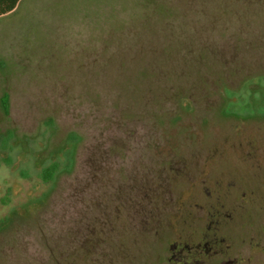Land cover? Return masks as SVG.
I'll list each match as a JSON object with an SVG mask.
<instances>
[{"label":"rangeland","instance_id":"obj_1","mask_svg":"<svg viewBox=\"0 0 264 264\" xmlns=\"http://www.w3.org/2000/svg\"><path fill=\"white\" fill-rule=\"evenodd\" d=\"M109 1L126 10L0 31V78L20 79L0 110V264H183L176 246L200 252L229 184L245 197L231 228L245 212L261 228L264 0ZM72 129L89 143L60 186Z\"/></svg>","mask_w":264,"mask_h":264},{"label":"flooded vegetation","instance_id":"obj_2","mask_svg":"<svg viewBox=\"0 0 264 264\" xmlns=\"http://www.w3.org/2000/svg\"><path fill=\"white\" fill-rule=\"evenodd\" d=\"M249 159H251V157L247 156L242 162L248 164ZM228 190L231 191L229 193L230 204L225 209L228 214H224L223 218L219 217L213 220L215 228L212 229L213 226H211L203 233L201 241L202 249L200 252L194 251L188 244L185 245L184 249L178 250L179 245H177L175 254H179L180 256L172 258V261L177 262L180 260L179 262L183 264H254V256L252 253L259 252L264 255V235L256 236L258 238V244L254 246L252 243L257 241L254 238L255 236L251 234L253 231L262 233L260 230L264 227V214L261 216H256L255 213L253 214L255 219L261 222V226H259L261 228L256 229V226L250 223L248 219L249 214L247 215V212H245L247 221L243 222V219L240 218V225L247 227L246 233L243 234L246 237L236 230L234 232V229L231 228L235 221L234 210L242 208L243 203H240V201L245 199V197L240 194L241 192L239 191L241 190H238L235 185L229 184ZM218 198L222 201L221 195ZM253 200L255 201V198H253ZM223 210V207L217 205V214L222 213ZM219 227H230L231 231L227 230L226 233L223 234L220 233ZM259 237H261V240H259ZM184 250L186 251V255H183L182 251Z\"/></svg>","mask_w":264,"mask_h":264},{"label":"crops","instance_id":"obj_3","mask_svg":"<svg viewBox=\"0 0 264 264\" xmlns=\"http://www.w3.org/2000/svg\"><path fill=\"white\" fill-rule=\"evenodd\" d=\"M84 1L85 0H54L55 5L57 2H62L60 4L62 5V8L60 10L58 9L59 11H57L56 9H45L47 0H22L18 8L13 13L4 17H0V20L5 22V24L1 26L0 31L6 35H13L14 33L21 34L22 31H26V28H30V34L35 35L37 31H42L44 28H46H42L43 26H46L45 23L39 25L41 19L58 20L61 17L66 18L65 15H63L64 13H70V17L67 16V18H88L90 17L88 15L89 13L92 14L91 18H100L101 16L105 18L110 17L108 13H121L126 10V7L123 6L124 4L119 2L110 3L109 0H87L88 3L86 4V8L82 10L81 3ZM63 4H65V6ZM57 6L59 7L58 4ZM80 14H82V16ZM20 16H22V18L25 16V19H29V23H22L19 18ZM6 19H10V21L7 23V21H5ZM52 23L53 22H47L49 26L50 24L51 26H54L52 29L59 27ZM14 40L15 38L11 37L10 42L14 43Z\"/></svg>","mask_w":264,"mask_h":264},{"label":"trees","instance_id":"obj_4","mask_svg":"<svg viewBox=\"0 0 264 264\" xmlns=\"http://www.w3.org/2000/svg\"><path fill=\"white\" fill-rule=\"evenodd\" d=\"M21 1L22 0H0V17H4V16H7V15L13 13L18 8ZM190 17L191 16L186 17V18H190ZM186 18H183V19H186ZM168 24H170L169 26H171V29L173 30V25L169 22H168ZM171 33H172V31H171ZM127 66H129V65H127ZM18 80H20V79L19 78H0V85H2V87H0V110L2 111V113L5 116L10 115V112H11V91H12L11 87ZM43 120L46 124H48V131H50L48 133H49L50 137L51 136L53 137L54 135H56V133L58 131V126L56 124L55 119L52 117H49V118L43 119ZM88 143H89V136L87 133L84 134L81 131L74 130V129L70 130V132L67 133L65 144L60 146L57 152L61 153L65 148L69 147L72 144L73 145V160H72V167L73 168H72V170L67 171L66 167L64 169V166H63L62 167L63 169L60 168V170L57 172L55 171L56 168H52L51 170L54 171L56 178H57L56 185H57V183H60V186H61V184H62L61 180L63 179V177L66 174L72 175L76 171V169L79 165V158L81 156V153L83 151H85V149L88 146ZM175 145L176 144L174 142L173 147H175ZM71 150H68V151L71 152ZM45 177L47 180L51 179L49 173L46 174ZM51 195L52 194H50L49 197ZM37 229L39 231H41L40 225H37ZM68 233H69V231H68ZM69 234H72V233H69ZM41 235L43 237L45 236L44 231H41ZM180 242H181V240L179 241V243ZM166 244H169V243L166 242ZM184 248H185V246L181 247V249H184ZM58 264H62V263H58Z\"/></svg>","mask_w":264,"mask_h":264}]
</instances>
